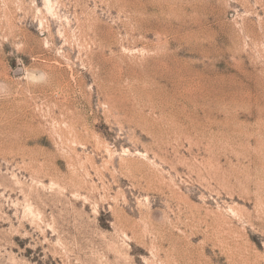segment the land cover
<instances>
[{
	"label": "rangeland",
	"instance_id": "rangeland-1",
	"mask_svg": "<svg viewBox=\"0 0 264 264\" xmlns=\"http://www.w3.org/2000/svg\"><path fill=\"white\" fill-rule=\"evenodd\" d=\"M0 264H264V0H0Z\"/></svg>",
	"mask_w": 264,
	"mask_h": 264
},
{
	"label": "bare ground",
	"instance_id": "bare-ground-1",
	"mask_svg": "<svg viewBox=\"0 0 264 264\" xmlns=\"http://www.w3.org/2000/svg\"><path fill=\"white\" fill-rule=\"evenodd\" d=\"M159 56H160V55H159ZM156 57H158V56H156ZM160 57H161V56H160ZM160 57H158V58L160 59ZM154 59H155V58H154ZM156 59H157V58H156ZM157 61H158V60H157ZM157 61H156V62H157ZM152 62H153V60H152ZM157 64H158V62H157ZM157 64H156V66H157ZM163 65H164V64H163ZM160 66L162 67V63H161ZM160 66H159V67H160ZM153 68H154V67H153ZM163 68H164V67H163ZM165 68H166V67H165ZM167 68H168V67H167ZM171 68H172V67H171ZM170 70H171V69H170ZM152 71H153V70H152ZM166 71H167V70H166ZM168 71H169V70H168ZM163 72H164V71H163ZM163 72H162L161 69H155L154 72L151 73V76H152V78H155L154 75H157L158 73H159V74H162ZM169 72H170V71H169ZM165 73H166V72H165ZM176 73H177V72H176ZM168 74H169V73H168ZM171 74H172V73H171ZM173 74L175 75V73H173ZM162 75H164V73H163ZM177 75H178V74H177ZM176 77H177V76H176ZM156 78H157V77H156ZM174 78H175V77H174ZM162 79H163V77H162ZM174 81H175V80H174ZM176 81H177V80H176ZM174 83L176 84V82H174ZM203 85H204V84L202 83V86H203Z\"/></svg>",
	"mask_w": 264,
	"mask_h": 264
}]
</instances>
